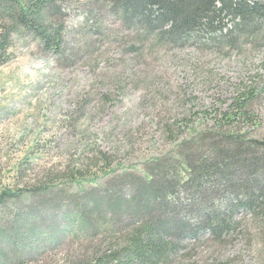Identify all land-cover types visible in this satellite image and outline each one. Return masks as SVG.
<instances>
[{
    "label": "trees",
    "instance_id": "1",
    "mask_svg": "<svg viewBox=\"0 0 264 264\" xmlns=\"http://www.w3.org/2000/svg\"><path fill=\"white\" fill-rule=\"evenodd\" d=\"M70 7L84 16L68 30ZM107 16L131 38L121 37L127 52L141 60L147 50H239L263 40L264 0H0V67L12 59L16 38L31 39L57 58H64L69 34L87 48L106 30L101 20ZM255 88L240 86L211 126L190 132L187 124L181 128L185 120L164 122L174 147L140 172L113 170L110 155L97 150L84 160L88 171L78 162L30 186L0 188V264H36L39 253L66 238L87 244L60 264H182L200 240L224 246L241 236L239 214L264 240V139L239 128L254 121ZM96 170L106 174L103 183L64 187Z\"/></svg>",
    "mask_w": 264,
    "mask_h": 264
},
{
    "label": "rangeland",
    "instance_id": "2",
    "mask_svg": "<svg viewBox=\"0 0 264 264\" xmlns=\"http://www.w3.org/2000/svg\"><path fill=\"white\" fill-rule=\"evenodd\" d=\"M67 15L68 30L84 16L75 7ZM101 23L106 30L87 48H78V36L69 34L64 58L43 53L31 39H14L12 59L0 67V188L33 185L78 162L88 171L84 160L97 150L110 155L113 170L140 172L174 147L164 122L185 120L181 128L187 124L190 132L211 126L243 84L252 83L259 96L251 104L254 121L243 120L239 128L264 139V27L262 41L239 50L189 45L147 50L141 60L127 52L123 39L131 38L119 33L113 17ZM95 172L64 187L70 192L103 183L106 174ZM239 216L241 236L224 246L200 240L186 263L216 257L227 264H264V240L247 215ZM85 244L66 238L39 253L36 264H60Z\"/></svg>",
    "mask_w": 264,
    "mask_h": 264
}]
</instances>
